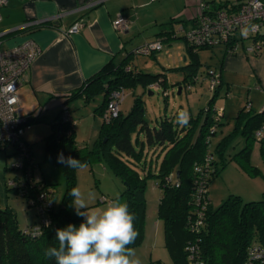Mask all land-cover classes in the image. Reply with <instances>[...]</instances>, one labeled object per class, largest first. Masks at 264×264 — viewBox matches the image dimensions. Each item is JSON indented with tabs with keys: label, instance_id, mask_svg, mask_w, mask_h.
Segmentation results:
<instances>
[{
	"label": "trees",
	"instance_id": "obj_1",
	"mask_svg": "<svg viewBox=\"0 0 264 264\" xmlns=\"http://www.w3.org/2000/svg\"><path fill=\"white\" fill-rule=\"evenodd\" d=\"M218 6L214 5V7ZM260 34L264 37L262 31ZM198 48L208 47H195L186 42L185 51L189 62L180 67L189 73L185 71L186 82H192L189 77L192 78L196 74L201 64ZM127 66L129 69H126ZM162 75V73H145L137 69L132 65V53H129L118 63L111 61L102 66L98 72L87 78L81 87L69 93L65 97L64 104L73 102L78 96H83L85 101H89L93 95L102 93V102L95 110L103 114L111 90L125 89L137 84H142L146 88L155 81L164 88L166 81ZM217 88L209 98L208 106L213 105L217 97ZM139 101L140 99L136 97L127 114L122 115L119 111L117 116L108 121L103 118L99 127V140L96 141L93 149L77 145L74 118L70 116L71 120L63 121L61 118L63 108H60V112L51 124L52 131L45 137L44 155L51 157L65 175L66 186L63 190L61 206L50 212L51 223L42 227L40 234L34 236L23 232L25 226H19L12 208L0 207V264H55L54 258H47L44 252L48 247L57 246L56 229L64 228L68 224L78 226L83 221V217L77 216L75 209L70 206L73 197L68 194L75 187L76 169H69L57 162L61 153L65 158L71 156L87 163L95 159L100 161L103 158L115 176L121 179L124 188L118 196L128 203L129 211L136 216L134 227L138 237L131 246L141 242L145 216V182L147 178L152 177L155 178L156 187L160 189L156 211L163 221L164 248L171 258L168 264H189L188 246L191 244L197 245V256L207 264H264V256L250 258V249L253 247H257L264 254V193L261 194L260 199L249 201L230 194L217 207H213L210 200L204 208L203 223L198 231L190 228V222L196 218L195 209L198 207L195 183L198 174L195 173L194 165L202 161L206 152L204 137L212 122L209 112L205 114L204 122L201 123L197 136L192 140L195 126L191 124L186 130L179 128L174 125L171 116H162L157 124L150 126ZM202 109H200L201 113H203ZM68 110L70 111L69 108ZM40 115L38 113L28 116V125L40 120ZM235 122L245 138V144L235 153L234 159L247 171L255 173L258 169L249 165L248 157L251 145L256 140L253 133L264 125V110L256 112L243 106L239 109ZM256 141L260 158L264 160V136ZM225 145L226 138L216 143L215 149L212 147L213 155L215 150L221 164L226 162L223 159ZM30 150L32 155V146ZM159 157L160 160L157 162ZM214 159L213 156L208 176L202 178L207 187L219 173L218 161ZM175 169L176 172L179 171V175L176 176L174 173L175 177H172V181H166L165 176L169 173L173 174ZM45 185L50 184L45 182ZM8 189L18 193V190L12 187Z\"/></svg>",
	"mask_w": 264,
	"mask_h": 264
},
{
	"label": "crops",
	"instance_id": "obj_2",
	"mask_svg": "<svg viewBox=\"0 0 264 264\" xmlns=\"http://www.w3.org/2000/svg\"><path fill=\"white\" fill-rule=\"evenodd\" d=\"M207 1L212 6L222 7L230 0ZM197 13V0H8L6 5L0 7V47H12L27 38L33 39L40 47L38 56L30 64L18 89L21 114L31 117L42 109L39 114L49 112L52 116L54 113L57 116L63 105L71 111V104L85 99L78 96L73 102L64 104L65 97L81 87L102 66L111 61L120 62L136 47L153 39L161 38L163 47L164 42L169 43L176 38L184 41V32L192 26ZM118 15L129 20V27L125 30L119 31L113 26V20ZM28 20H39V23L22 27ZM76 21H82L81 27L67 33ZM261 31L264 33V29ZM184 46L186 50L185 41ZM221 46L216 53L218 63L208 64L205 73L201 74L203 80L207 78L208 70H215L220 74L221 82L213 103L223 109L219 127L224 124V120L235 118L239 109L245 107L247 102L256 112L264 110V47L254 55L247 53L244 45L232 53L227 51L225 45ZM184 56L185 62L181 67L189 62L186 53ZM156 71L163 74L167 83L164 71ZM182 71L183 78L178 82L179 93L185 89L191 90L199 79L196 73L192 78L189 77L192 82H186L184 78L188 72ZM186 84H191V88L187 89ZM148 87L155 88L152 84ZM211 96L210 92L202 108L208 106ZM200 109L196 116L189 111L190 119L186 126L176 124L184 130L191 124L195 126L192 140L205 119V114ZM77 125L74 128L76 140L79 133ZM94 125L95 122L90 127V137L94 135ZM77 145L80 147L78 142ZM37 177L49 182L44 176ZM154 184L156 187V182ZM27 216L25 214L23 226L18 221L20 227L35 223L34 218L29 220Z\"/></svg>",
	"mask_w": 264,
	"mask_h": 264
},
{
	"label": "rangeland",
	"instance_id": "obj_3",
	"mask_svg": "<svg viewBox=\"0 0 264 264\" xmlns=\"http://www.w3.org/2000/svg\"><path fill=\"white\" fill-rule=\"evenodd\" d=\"M264 29V28H262ZM218 48L221 45H215L209 48H198V57L200 65L196 75L198 80L195 87L191 90H182L178 93V82L182 80L181 64H184L185 46L184 41L180 38L165 43L161 50L145 54H132V63L145 73H156V69L164 71L167 76V85L169 94L166 96L162 93V87L151 88L137 84L133 87H126L125 95L122 102H119V110L122 115L127 114L131 109L135 98L140 99V103L144 110V116L150 126L155 125L157 120L164 114L171 116L178 124L177 117L182 111L188 114L192 112L194 116L198 114L199 108L206 101L210 91L208 89V80L202 79L208 64H216ZM184 50V52L182 51ZM189 59V58H188ZM202 74V75H201ZM201 75V76H200ZM184 89V88H183ZM102 102V94H95L89 101H80L71 104V113L75 124L79 131L77 142L80 147L93 149L96 141L99 140V125L103 121V114L95 109ZM42 111L36 112V115ZM190 111V112H189ZM40 115V120L31 122L24 131V139L32 146L35 166L33 176H44L49 180V186L54 192V209L57 210L61 206L62 195L66 186L65 175L63 170L54 162L51 157L45 154V137L52 131V122L55 120L56 113L52 116L49 112ZM203 117H201L202 120ZM53 120V121H51ZM236 117L230 121L224 120V124L218 127L217 133L213 136V148L216 143L226 138L224 150L225 164L219 162V155L214 150V160L218 161L219 173L211 180L208 190L213 207H217L230 194L241 196L244 201L258 200L264 193V160H262L257 141L251 145L248 157L249 165L255 166L258 170L255 173L247 171V169L236 159L234 155L245 144V138L239 127H236ZM94 125V135L90 137L89 131L91 125ZM226 122V123H225ZM177 126V125H176ZM195 132L193 133V137ZM135 133L133 134V138ZM132 138V139H133ZM215 149V148H214ZM13 150V146H8L6 151L0 150V207H11L18 215L20 226L25 224V214L29 220L38 218L33 206H29L26 198L17 193L15 190L8 189L6 181L15 176H19L20 172L9 168L12 156H6L8 152ZM150 155V154H149ZM160 160V157L159 159ZM87 163V162H86ZM173 177H175L176 169ZM75 187H79L87 199L89 192L94 194L93 199L88 200L90 208L102 209L106 203L116 198L123 190L124 184L121 179L115 176L111 167L103 160L95 159L87 163V167L75 171ZM155 178L146 179L144 188L145 197V216L142 228L141 242L135 246L137 257L141 260V264H168L170 256L166 248H164V231L163 221L157 215V198L160 191L154 187ZM103 196L105 200L103 201ZM73 200V199H72ZM27 211V213H26Z\"/></svg>",
	"mask_w": 264,
	"mask_h": 264
},
{
	"label": "built area",
	"instance_id": "obj_4",
	"mask_svg": "<svg viewBox=\"0 0 264 264\" xmlns=\"http://www.w3.org/2000/svg\"><path fill=\"white\" fill-rule=\"evenodd\" d=\"M8 0H0V7L6 5ZM199 13L192 26L184 32L183 39L191 46L214 47L215 45H225L228 52H236L237 48L244 45V49L249 54H256L264 47V37L260 36L264 28V0H230L226 6L214 7L206 0H197ZM1 18V15H0ZM39 20H28L22 25L38 24ZM82 21H76L67 30V33L78 30ZM115 29L122 31L129 27V20L122 15H118L113 20ZM2 32H0V39ZM246 42V43H244ZM163 40L153 39L136 47L132 53L149 55L161 50ZM40 47L37 43L27 38L21 43L8 48L0 47V150H6L8 146H13L9 168L20 172L19 176L6 181L8 187L18 190V193L26 198L29 206L35 209L38 221L32 226H25L24 233L31 235L40 234L42 227L51 223L50 212L54 209V192L50 186L45 185L42 179L33 176L35 166L34 157L31 155V146L24 139L25 128L28 127L27 115L21 114V107L18 98V89L22 85L24 75L29 69L32 61L38 56ZM126 69H129L127 66ZM208 89L211 94L220 85V74L215 70H208ZM155 89L162 87L158 81L152 83ZM190 89L191 84H186ZM164 96L169 94L168 89L161 88ZM125 92L123 88L111 90L106 110L103 113L104 120L117 116L119 113V102H122ZM61 118L63 121L71 120V112L64 105ZM250 108L249 103L245 104V109ZM203 113L209 112L212 122L208 127V132L204 137L206 152L200 163L194 165L196 179V200L198 207L195 209L196 218L190 222V228L198 231L202 225L204 208L210 202L208 187L202 178L208 176L209 167L213 159V136L217 132L219 123L223 117L222 107L216 105L203 107ZM75 124V122H74ZM254 137L259 140L264 136V125L254 131ZM173 174L165 176L166 181H172ZM178 184V183H177ZM103 201L105 197L103 196ZM47 222V223H46ZM189 248V264H207L197 256V245L191 244ZM251 259L264 256L257 247L250 249ZM198 258V259H197Z\"/></svg>",
	"mask_w": 264,
	"mask_h": 264
},
{
	"label": "clouds",
	"instance_id": "obj_5",
	"mask_svg": "<svg viewBox=\"0 0 264 264\" xmlns=\"http://www.w3.org/2000/svg\"><path fill=\"white\" fill-rule=\"evenodd\" d=\"M189 114L180 112L177 122L186 126ZM57 162L69 169H83L86 162L61 153ZM73 200L70 206L76 215L83 217L78 225L68 224L56 229L57 246L45 249L44 255L55 260V264H141L133 245L138 237L134 227L136 216L129 211L127 202L119 196L108 201L102 209L90 208L89 192L87 199L79 187H73L68 193ZM47 223V222H46Z\"/></svg>",
	"mask_w": 264,
	"mask_h": 264
},
{
	"label": "water",
	"instance_id": "obj_6",
	"mask_svg": "<svg viewBox=\"0 0 264 264\" xmlns=\"http://www.w3.org/2000/svg\"><path fill=\"white\" fill-rule=\"evenodd\" d=\"M186 57L184 56V59H185ZM178 93L180 92V89H178V91H177ZM179 171H177L175 174H176V176H178L179 174Z\"/></svg>",
	"mask_w": 264,
	"mask_h": 264
}]
</instances>
